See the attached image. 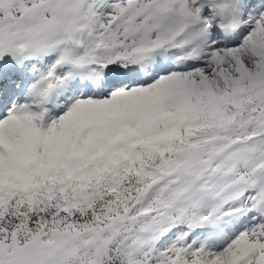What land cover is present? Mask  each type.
<instances>
[{
	"label": "snow or ice",
	"instance_id": "1",
	"mask_svg": "<svg viewBox=\"0 0 264 264\" xmlns=\"http://www.w3.org/2000/svg\"><path fill=\"white\" fill-rule=\"evenodd\" d=\"M0 264H264V0H0Z\"/></svg>",
	"mask_w": 264,
	"mask_h": 264
}]
</instances>
